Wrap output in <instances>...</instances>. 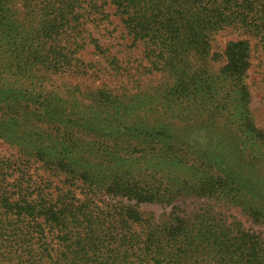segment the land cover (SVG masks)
I'll list each match as a JSON object with an SVG mask.
<instances>
[{"label":"trees","instance_id":"1","mask_svg":"<svg viewBox=\"0 0 264 264\" xmlns=\"http://www.w3.org/2000/svg\"><path fill=\"white\" fill-rule=\"evenodd\" d=\"M100 1L23 0V7L40 22L37 41H32L34 38L30 36H21L18 41L9 39L8 35L16 27L5 21L0 26V69L21 76L37 67L54 72L79 71V60L74 55L76 47L72 48L76 42H65L61 35L72 27V22H84L83 3L94 12L110 3L116 14L121 17L126 14L122 21L133 43L146 37L153 40L151 43H155V47L151 52H156L164 61H168L167 55L180 53L187 45L199 47L198 39L203 42L204 33L229 14L220 0L205 1L204 15L191 10L201 0H180L177 6H174L177 0H172L166 10L161 9L162 0ZM6 2L0 0V24L3 19L8 20L7 11L3 9ZM240 3L243 6L242 1ZM175 7L179 10L172 13ZM243 17L244 12L240 13V19ZM186 21L189 24L183 26L182 22ZM191 22L196 25H190ZM160 32H163L162 40L158 37ZM237 72L225 67L222 75L207 84V89L213 93L211 99L217 104L212 108L213 103H204L193 113L205 120L201 121L203 128H209L203 130L204 143L208 142L205 152L189 151L188 130L191 126L198 129L196 121L192 120L195 117L189 114L177 116L166 112L165 121L152 128L148 121H154L146 114L144 122L127 125L124 121L117 126L113 123L100 126L99 131L108 129L109 137L97 131L93 137L79 138L73 132L78 118L62 115L61 120H54L55 112L50 105L41 102L45 116L35 127L37 115L32 111L21 114L15 106L14 97L19 94L26 101V93H21L20 85L10 87L3 78L0 83V113L4 111L0 119V137L19 142L27 156L39 157L50 172L64 173L69 181L80 180L84 189L80 197L65 189L45 192L40 185L25 179L30 176L27 170L12 168V162L0 159V264H264L261 240L240 231L239 237H231V224L218 223L210 211L194 214L193 220L177 218L172 223L156 226L137 207L143 201L168 203L186 191L191 196H210L227 187L228 179L236 176V164L222 150V135L228 124L233 125L241 118L249 119L245 92L241 84L236 83L234 86L239 90L233 100L238 104L235 109L240 110L231 113L234 122L226 118L224 102L229 100L224 94V84L228 79L224 77L229 74L238 77ZM159 112L160 115L164 113ZM119 115L121 117L122 113ZM80 118L85 120L86 129H89L87 125L103 121L99 116L94 123L88 117ZM41 122L42 127L54 128L51 134L55 138L40 135L38 125ZM188 124L191 126L187 129ZM30 125L34 126L31 131L34 135L26 131L21 134L22 129ZM174 125L181 127L180 134L170 133ZM59 126L67 132H56ZM133 131L137 134V142L130 144L129 139H120V135ZM37 145L47 149L42 151ZM148 169L152 170L145 174ZM159 170H163L160 178L155 176ZM11 177L13 179L9 180ZM158 181L160 185L155 188ZM103 190H115L120 197L135 200L133 204L118 207L117 214L126 215L119 223L121 231L114 226L115 218L94 200ZM133 225L147 231L143 245L129 253V247L123 249L124 244L118 242L127 239L126 234ZM130 236L135 238L134 233Z\"/></svg>","mask_w":264,"mask_h":264},{"label":"rangeland","instance_id":"2","mask_svg":"<svg viewBox=\"0 0 264 264\" xmlns=\"http://www.w3.org/2000/svg\"><path fill=\"white\" fill-rule=\"evenodd\" d=\"M171 1L162 0L161 9L166 10ZM205 1L207 0L199 1L191 10L204 15ZM241 1L243 6H240ZM219 2L223 8H228L229 14L220 18L217 21L219 23L207 34L204 33L203 42L198 39L201 49L187 45L180 53L167 55L168 61H164L156 52H151L155 47V43H151L153 40L146 37L133 43L132 35L122 21L126 14L122 17L116 14L112 4L107 3L99 12H94L83 3L84 22H72V27L61 35V40L65 42H76L72 48L76 47L74 55L79 60V71L54 72L37 67L31 73L21 76L12 72L4 73L0 69V83L4 78L12 88L20 85L21 93H26L27 97L24 101L17 94L14 97L17 100L15 106L21 114L32 111L37 115L35 127L38 120L45 116L44 105L41 104L44 102L55 112L54 120H61L63 116L78 118V126L73 127V132L79 138H86L87 135L93 137L100 126L107 127L109 123L117 126L124 121L127 125L144 122L146 114L154 121H148L150 128L161 125L167 114L199 117L201 120L192 119L196 121L195 126L198 129L188 124L187 129L190 126L191 128L188 130L186 142L190 144L189 151L205 152L208 142L204 143L203 130L209 128H203L202 117L193 113L200 105L213 103V93L207 89V84H211L216 76L222 75L225 67L239 71L236 73L240 74L238 77L233 74L224 77L228 79L227 84H224V94L228 95L229 100L225 101L226 104L224 102L227 120L234 122L230 115L233 111L237 113L240 110L235 109L238 104L233 100L239 90L234 86L235 83L241 84L249 111V119L241 118L233 125L228 124L222 135V150L236 164V176L232 178L234 181L229 178L227 187L210 196H191L186 191L168 203L143 201L137 207L156 226L172 223L177 218L193 220L194 214L210 211V215L215 216L218 223L231 224V237H239L240 232H243L264 243V0ZM248 3L252 5L247 6ZM3 9L7 11L8 20L3 19L0 26L6 21L16 27L8 35L9 39L18 41L21 36H30L34 38L32 41H37L40 22L23 7V0H7ZM176 10L179 8L172 9V13ZM242 12L245 17L240 19ZM179 21L181 22V18ZM182 23L183 26L189 24L187 21ZM191 24L196 25L194 22ZM162 34L163 32L158 33L161 40ZM184 38L186 40L187 36ZM232 66L235 68H231ZM216 104L217 102L213 103L212 108ZM159 110L164 112L163 115H160ZM3 112L0 113V119L3 118ZM84 116L93 120V123L98 116L103 121L100 124L87 125L89 129H86L85 120L80 118ZM116 119L121 120V123ZM42 125V122L38 125L41 128L40 135L47 134L50 138H55L51 134L54 128H45ZM33 127L30 125L28 129L23 128L21 134L26 131L34 135L31 132ZM55 130L67 132L66 128L60 126ZM181 130V127L174 125L170 133L177 135ZM108 133L105 128L98 134L109 137ZM119 137L129 139L130 144L137 142L135 131ZM30 144L34 143L30 141ZM37 146L42 151L47 149ZM0 159L12 162V168L27 170L30 176L25 179L40 185L45 192L56 193L65 189L80 197L84 189L80 180L69 181L64 173L50 172L39 157L27 156L19 142L0 137ZM151 170L148 169L145 174ZM162 171L159 170L155 176L160 178ZM12 179L13 177L9 180ZM159 183L158 181L155 184V188H158ZM173 189L175 190V186ZM94 200L99 206H104L107 214L115 218L114 226L117 231H121L119 223L126 215H118V207L133 204L135 200H128L126 196L120 197V193L117 194L115 190H103L97 193ZM146 231V228L141 230L133 225L126 234L127 239L118 243L124 244L123 249L129 247L131 253L132 249L143 245ZM133 233L135 238L130 236Z\"/></svg>","mask_w":264,"mask_h":264}]
</instances>
